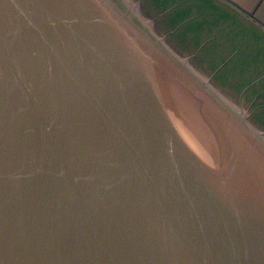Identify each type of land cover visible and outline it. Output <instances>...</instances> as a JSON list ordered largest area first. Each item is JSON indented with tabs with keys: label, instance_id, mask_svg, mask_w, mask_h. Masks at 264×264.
<instances>
[{
	"label": "water",
	"instance_id": "obj_1",
	"mask_svg": "<svg viewBox=\"0 0 264 264\" xmlns=\"http://www.w3.org/2000/svg\"><path fill=\"white\" fill-rule=\"evenodd\" d=\"M0 264H264V36L216 0H0Z\"/></svg>",
	"mask_w": 264,
	"mask_h": 264
},
{
	"label": "crops",
	"instance_id": "obj_2",
	"mask_svg": "<svg viewBox=\"0 0 264 264\" xmlns=\"http://www.w3.org/2000/svg\"><path fill=\"white\" fill-rule=\"evenodd\" d=\"M258 28L264 36V0H216Z\"/></svg>",
	"mask_w": 264,
	"mask_h": 264
}]
</instances>
